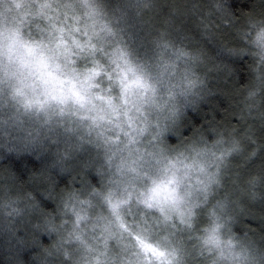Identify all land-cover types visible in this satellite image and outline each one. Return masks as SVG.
I'll return each mask as SVG.
<instances>
[{"label": "clouds", "instance_id": "1", "mask_svg": "<svg viewBox=\"0 0 264 264\" xmlns=\"http://www.w3.org/2000/svg\"><path fill=\"white\" fill-rule=\"evenodd\" d=\"M0 264H264V0H0Z\"/></svg>", "mask_w": 264, "mask_h": 264}]
</instances>
